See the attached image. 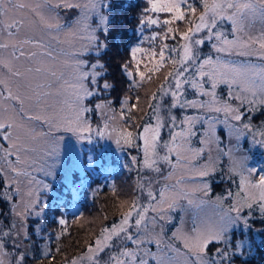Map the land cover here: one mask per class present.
Returning <instances> with one entry per match:
<instances>
[{
  "label": "rangeland",
  "instance_id": "rangeland-1",
  "mask_svg": "<svg viewBox=\"0 0 264 264\" xmlns=\"http://www.w3.org/2000/svg\"><path fill=\"white\" fill-rule=\"evenodd\" d=\"M17 3L24 7H15ZM90 3L91 0H12L9 5L13 9L9 18L23 21L16 39L39 41L44 45V51L52 53V57L42 55L41 49L26 44L25 53L37 52V56L13 61L22 71L27 67H41L44 71L33 72L26 80L19 82L23 85L20 93L25 103L24 112L16 117L19 127L14 130L13 140L4 139L5 130H0V243L3 244L0 260L3 264H72L74 259L87 252V246L94 243L102 228L119 223L122 212L128 210L134 199H139L142 205L148 204L149 182L152 190L158 192L164 184L174 186L178 178H183L184 190L191 193L190 198L195 203L188 205L186 199H180L179 206L167 212L170 220L158 219L154 226H148L146 234H139L145 239L141 255L145 250L157 256L163 252L183 264L186 258L171 252L169 247L179 250L181 254L187 251L182 240L174 238L173 233L180 236L191 233L198 224L217 222L219 216L236 202L237 193L241 192L240 174L247 177L248 169H256L249 177L253 182L264 175V146L256 143L262 139L260 133L264 132L262 121L258 120L256 114L264 108V104L241 103L235 99V95L239 94V86L232 85L230 95L229 85L220 84L216 89L218 98L228 101L232 107H239L241 121L229 119L224 122L223 112L212 113L220 122L214 124L210 145L200 143L205 139L207 122L195 124L196 134L191 137V145L193 148L204 147V154L191 160V154L185 153L191 163L178 166L172 179L165 180L164 177L171 170L170 165L160 164L161 173L144 166L143 140L138 134L143 131V125L156 123L149 104L161 105L159 115L164 118L161 142L168 140L172 132L181 130L180 120L185 115H205L196 109H170V94L164 95L162 99L158 96L155 102L150 100L152 94L165 83L167 73L173 70L170 59H166L158 71L153 70L160 59V48L165 43L169 48L179 47L182 43L180 36L177 33L172 39V34H169V38L162 39L168 26L162 23L152 26L140 23L145 15L144 9L148 7L147 0H104L107 7L102 8L103 15L109 18L106 25L101 22L99 12L90 10ZM189 3L196 5L198 16L203 10L200 0H189ZM65 4L73 6L66 7ZM148 15L153 18L158 16L161 21L169 18V14L164 13ZM187 20L188 17L171 27L185 31L190 26ZM48 24H59L60 27L49 28ZM104 27L108 28L107 32ZM231 27V21L223 20L217 30H223L231 38ZM93 30L96 39L89 40ZM262 32L264 21L257 17L244 38L248 35L256 37ZM153 33L159 34L155 41L151 39ZM204 35L206 30L197 34V38ZM0 42L7 43V36L0 37ZM213 43L215 40H206L198 46L201 58L220 55L221 59L236 65L251 64L257 68L264 65V60L255 55L240 56L235 51L231 55L217 54L211 47ZM133 47L146 51L137 52L133 59ZM153 49L157 53L155 59L151 58ZM11 51V48L0 50V59L10 58ZM166 56L178 59L177 53L166 52ZM77 60L85 61L83 70L86 71L91 70L92 64L103 65L102 68H96L102 74L97 77V82L88 85L93 95L85 97L82 102V106L89 109L83 113V118L91 131L79 135L66 130L67 121L75 119V97L71 88L65 87V81H72ZM52 71L56 72V76L50 75ZM139 72L145 74L143 80ZM0 75L6 76L7 70L0 67ZM105 83L112 87L104 88ZM29 84L31 88L27 87ZM38 84L44 86L39 91L47 92L48 95L36 104L32 89ZM169 84H165L166 89ZM205 90H210V86L206 84ZM184 91L189 100L209 99L207 96H197L188 85L184 86ZM125 98L127 107L124 106ZM10 104L7 102L5 106ZM98 104L103 107L98 108ZM132 105L137 107L132 108ZM128 108H131V112ZM16 110L19 112V105ZM122 111L123 117L120 115ZM169 113L177 117L176 128L170 126ZM129 115L133 119H127ZM29 116L46 117L51 126L44 119H30ZM233 124L236 128L230 127ZM244 124H249L250 128L244 129ZM122 130L133 133L131 144H125L123 140L117 144ZM16 136H19L18 141ZM13 143L23 147L13 149ZM160 154L163 155L164 151L161 150ZM210 160L214 170L207 176L196 175ZM13 168L17 171L13 172ZM205 183L209 187L206 195L202 191ZM140 184L144 187H139ZM81 200L85 202L82 205ZM201 200L205 203L200 204ZM32 201L38 203L24 216L18 215ZM247 208L244 207L241 212V216L247 218V224L239 221L227 231L226 240L209 244V257L219 260L216 250L221 249L227 251L230 257L224 258L221 264H264V228L250 222ZM153 215L156 214L151 211L148 213L149 218ZM61 219L69 223V232L63 238L60 237L64 227L59 223ZM130 231L134 235L137 233L134 227ZM157 239L161 241L159 247L155 242ZM50 240L55 244L53 248ZM240 241H244L241 249L243 255L241 251H234ZM124 248L134 250L137 245L132 241L113 240L112 247L99 253L100 264H114L110 257L119 256ZM52 249L55 251H50ZM119 258L126 259L122 256ZM145 258L149 264H156L150 256ZM187 260L192 264L194 257L189 256ZM80 264L90 262L85 258Z\"/></svg>",
  "mask_w": 264,
  "mask_h": 264
},
{
  "label": "snow or ice",
  "instance_id": "snow-or-ice-1",
  "mask_svg": "<svg viewBox=\"0 0 264 264\" xmlns=\"http://www.w3.org/2000/svg\"><path fill=\"white\" fill-rule=\"evenodd\" d=\"M12 4V0H0V37L7 36V43L0 42V50H6L11 48L10 58L0 59V67L7 70V75H0V130H5L4 139L12 141L14 130L19 127L16 121V117L24 112L25 99L20 93V88L23 86L19 82L26 80L29 74L41 73L44 71L41 67H27L23 71L16 67L13 63L14 60H19L23 57L32 59L37 56V52L25 53L24 45L31 44L36 48L41 49V54L48 57H52L50 51H44V45L39 41L25 39L19 41L16 36L20 32V28L23 25L22 20H16L9 18V14L13 11L9 5ZM148 7L144 9V17L140 23L143 25H157L163 24L167 27V30L162 39L169 38V34L172 39H175L178 33L182 43L179 47H171L165 43L160 48L159 57L156 61V67L153 70H159L166 59H170L173 65V70L169 71L165 76V83H162L157 90L150 97V100L155 102L159 96L161 99L164 95L170 94L172 97V103L169 105L170 109L183 108V109H196L198 112L204 113L202 117L199 114L185 115L180 120V131H175L170 134V138L161 142V131L164 127V118L159 115L161 105L156 103H150L149 109L154 113L155 125L145 124L142 126L143 131L138 135L143 140L144 148V166L152 169L157 173H161L162 169L160 164L170 165L171 170L168 175L164 177L165 180H170L173 177V173L178 166L191 163V160L202 156L205 152L204 147L193 148L191 145V137L195 133V124L207 122L208 128L205 129V139L201 140V144L210 145L212 142V133H214V124L220 122L219 118L211 115L212 113H221L225 115L224 122L229 119L234 121H241L242 116L239 107H232L228 101H222L218 98L216 89L220 84L229 85V93H231V86H239V94L235 95V99L244 103L245 101L249 105H253L257 102L264 104V65L257 68L255 65H236L233 62L225 59H221L220 55L215 58L212 56H206L201 58L199 54V47L203 45L205 41L215 40L212 44V49L217 54L227 53L231 55L235 51L240 56H258L261 60H264V32L259 36L253 37L248 35L244 38V34L250 28V24L255 21L257 17L264 21V0H200L202 11L196 16L197 8L194 3H189V0H147ZM66 7L73 6L65 4ZM78 6V5H76ZM17 8H23V4L17 3ZM107 7L104 0H91L90 10L99 12L101 22L107 24L109 18L103 15L102 8ZM148 13H164L169 14V18L160 20L159 17L153 18ZM188 17V24L185 31H179L178 28H173L175 22H184ZM194 17V19H193ZM7 19V22H6ZM223 20L231 21V33L229 35L223 30H217L219 23ZM49 28H59V24H48ZM87 29V25L85 26ZM206 30V35L197 38V34H200ZM104 31L107 32L108 28L104 27ZM158 33H153L151 39L153 41L158 37ZM89 40H95L94 30L89 34ZM18 51V54H17ZM99 51V49H97ZM146 51L140 47H133L131 49L133 59L136 58L137 52ZM167 53H177L178 59H172L170 56H166ZM157 53L153 49L151 52V58L155 59ZM85 61L77 60L74 65V72L72 81H65V87L71 88L74 99L73 111L75 113V119L68 120L66 130L79 135L81 132L91 131L90 126L87 125L83 118V113L89 111L88 108L82 106V102L87 96L93 95V91L89 89V83L95 84L97 77L101 76L100 72L96 71L97 67H103L102 64L96 63L91 65V70H83ZM139 63H137V69ZM127 71V66H125ZM128 75H132L131 72H127ZM50 75L56 76V72H50ZM141 80L145 78L143 72H139ZM169 82H171L169 84ZM165 84H169L166 89ZM210 86V90H205V85ZM188 85L197 96H207L209 99H187L185 96L184 86ZM139 86V85H137ZM31 88V85H27ZM43 85H36L33 90L34 99L36 104H39L41 98L48 95L47 92L39 91ZM50 87V85H49ZM104 88H110L111 85L105 83ZM15 88V91H14ZM7 93V95H5ZM259 97V100H257ZM139 98H137L138 100ZM7 102H11L10 106H5ZM19 105V112L16 110V106ZM124 106L127 107V98H125ZM98 108H102V105H97ZM137 105H132V108ZM131 112V108H128ZM121 117L124 116V112H121ZM30 119H44L46 123L51 122L48 118L43 116H29ZM127 119H133L132 116H128ZM168 120L171 121V127L176 128L177 117L169 113ZM63 126V125H58ZM108 125H105L107 128ZM232 128H236V125H230ZM244 129H249V124L243 125ZM239 131V129H236ZM103 136L104 133H98ZM262 139L256 141V143L264 146V132L260 133ZM83 138V137H80ZM15 139L18 141L19 136ZM133 139V133L131 131L122 130L120 137L116 140L117 144L123 140L125 144H131ZM23 145L13 143L12 148L19 150ZM161 150L164 154L161 155ZM210 152V148H209ZM185 153L191 154V160ZM173 158L175 162H173ZM20 157L17 155V160ZM91 159V158H90ZM135 162V157H133ZM214 170L211 166V160L208 164L203 165L197 172L198 176H207L210 171ZM13 172L17 169L13 168ZM256 169H248L249 175L246 177L241 173L240 188L241 192L237 193L236 202L228 208L226 212H223L217 222L209 224L196 225L191 233H185L178 236L177 233H173L174 238L181 239L184 245V249L187 251L180 253L179 250L171 248V252L176 255H183L186 259L183 264H189L187 257H194L192 264H221L224 258H230L229 253L225 250L217 249L216 252L220 259H213L208 256L207 250L209 244L213 242H220L226 240V233L230 227L237 224L239 221L247 224V218L241 216L242 209L253 206V203H258L260 212L264 214V175H260L259 180L252 181L249 177ZM139 187L143 188L144 185L140 184ZM179 189V191H178ZM209 190L208 185L205 183L202 187L204 194H207ZM31 195V193H29ZM191 193L184 190L183 178H178L174 186L164 184L158 192L152 190L151 182L147 185V198L148 204L142 205L139 199H134L127 211L122 212L121 218L118 224H113L110 228L104 227L101 229L100 234L95 238L93 244L87 246V252L72 261V264H80L81 261L87 259L90 264H100L98 260L99 253L103 252L105 248L112 247L113 240L132 241L137 245V248L127 249L124 248L119 256L113 255L110 259L114 264H149V260L145 257H151L156 261V264H180L179 261L173 257L166 256L163 252L157 256L150 250H145L141 255V246L145 243V239L140 237L141 232L147 233L148 226L155 225L159 220L171 219L167 215V212L173 208L179 206L180 199H186L188 205H193L195 201L190 198ZM219 199V198H218ZM38 201H32L31 204L25 205L24 212L18 213V215L24 216L29 209L34 206ZM200 204L205 203L201 200ZM156 215L149 218V212ZM135 213V216H133ZM233 213L235 215H233ZM39 215V213H37ZM60 224H65V220L61 219ZM135 228L137 233L134 235L130 229ZM163 231V229H161ZM8 233H4L7 235ZM157 247L160 246L161 241L157 239ZM244 241H240L234 251H241L243 255L242 246ZM3 244L0 243V248ZM250 249V244H249ZM125 257L126 259H120L119 257ZM23 260V256L20 257ZM0 264L3 261L0 260Z\"/></svg>",
  "mask_w": 264,
  "mask_h": 264
},
{
  "label": "trees",
  "instance_id": "trees-1",
  "mask_svg": "<svg viewBox=\"0 0 264 264\" xmlns=\"http://www.w3.org/2000/svg\"><path fill=\"white\" fill-rule=\"evenodd\" d=\"M128 9H130V6H128L127 7ZM119 11H122L121 9H119ZM256 115H258V120H260V121H262V125H263V128H264V108H262V109H259L258 111H257V114ZM254 119H256L255 117H254ZM81 205L83 204V203H85L84 202V200H81ZM86 207V204L84 205V208ZM247 211H248V213H249V217H250V222H252L254 225H256V226H261L262 228H264V214H262L261 212H260V208H259V204L258 203H253V206L249 209V208H247L246 209ZM67 219V218H66ZM66 223L65 224H63L64 225V227H63V232H62V234L60 235V237L61 238H63V236H65V235H67V233L69 232V223H68V221L66 220L65 221ZM65 226L67 227V228H65ZM62 241V240H61ZM50 246L52 247V245L54 246L55 244H53V242L50 240ZM53 248V247H52ZM50 251H55L54 249H52V250H50ZM38 255H40V254H38Z\"/></svg>",
  "mask_w": 264,
  "mask_h": 264
}]
</instances>
